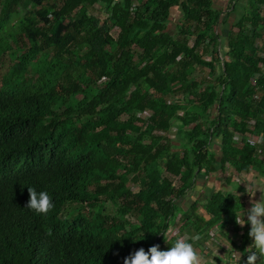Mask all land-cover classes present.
I'll return each instance as SVG.
<instances>
[{
	"label": "trees",
	"instance_id": "16d2710c",
	"mask_svg": "<svg viewBox=\"0 0 264 264\" xmlns=\"http://www.w3.org/2000/svg\"><path fill=\"white\" fill-rule=\"evenodd\" d=\"M247 1L226 40L214 0H0V264H194L195 238L233 224L234 195L210 219L182 198L217 161L264 169V0Z\"/></svg>",
	"mask_w": 264,
	"mask_h": 264
},
{
	"label": "crops",
	"instance_id": "0c3cea01",
	"mask_svg": "<svg viewBox=\"0 0 264 264\" xmlns=\"http://www.w3.org/2000/svg\"><path fill=\"white\" fill-rule=\"evenodd\" d=\"M229 1L227 0L225 3L227 4ZM222 2L223 0H219V2L214 0L216 8L225 11L222 8ZM244 14L245 12L240 15L236 22ZM224 15L225 13L221 17L219 27L221 22L226 21L228 18ZM231 17L236 18V12L235 14L232 13ZM224 38L228 39V36ZM241 142L242 136L238 134L236 146L241 148ZM212 151L216 153V156L221 157L220 140L213 143ZM216 167L214 172L209 174L203 172L197 176L193 188L182 198L183 206L188 208L195 202H201L198 205V211L206 219H210L211 214L202 204L215 192L234 195L239 205L236 219L230 227H224L223 223L217 224L211 231L213 238L211 236V239H208L209 241H206V243L213 248V254L218 257L216 259L221 260L222 264H240L243 259L248 258L250 264L259 263V257L264 260V169L252 166L249 171L239 173L229 164L223 167L219 161L216 162ZM183 237L189 238L187 236ZM195 240L198 241L192 245L196 250V255L193 258H205V253L201 250V244L205 241L202 238L199 239V237ZM183 251L184 248L179 250L177 256H181ZM207 263L213 264V261L209 259Z\"/></svg>",
	"mask_w": 264,
	"mask_h": 264
},
{
	"label": "rangeland",
	"instance_id": "374dc122",
	"mask_svg": "<svg viewBox=\"0 0 264 264\" xmlns=\"http://www.w3.org/2000/svg\"><path fill=\"white\" fill-rule=\"evenodd\" d=\"M218 2H219V0H217ZM225 1H227V0H223V2H222V8L225 10L224 11V13H225V15H224V17L225 16H228V18L226 19V21H224V22H221V25H220V27H219V32L223 35V37H226L227 35H228V32H229V30H231V29H234V27H233V25H234V23L237 21V19L240 17V15L242 14V13H244L245 12V9H247L248 7H249V4H248V1L247 0H230L229 2H227V4L225 3ZM217 5V4H216ZM94 7H95V11H94V13L95 14H98V13H101V12H104V6H103V2L102 1H99V2H97L95 5H94ZM263 11V15H264V8L262 9ZM25 11V9L24 8H22V7H20L19 8V12H20V14H23V12ZM235 12H236V18H233V17H231L232 16V13L233 14H235ZM179 11L178 12H176V13H174L173 14V18H174V16H175V18H174V20L175 21H178L179 20V18H178V16L177 15H179ZM178 24H180V21H178ZM174 28V27H173ZM235 30V29H234ZM112 33H113V35H117V33H118V28L117 27H114L113 28V30H112ZM227 40V39H226ZM261 42V40L259 41V43ZM225 44V43H224ZM207 58H209V57H207ZM208 67V66H207ZM207 67H205L204 68V70L205 71H208V68ZM195 108H197L196 106H191L190 107V109H195ZM145 117H148V114H145ZM175 130V129H174ZM172 136L174 135V133H172L171 134ZM136 191V189H133V191H131V192H129L128 194L129 195H131L130 196V199H131V201H132V203L135 205V206H139L140 205V201L138 200V198L134 195V192ZM180 217V215L178 214V216L176 217V220L174 221V224L171 226V230H172V234H174V233H176L177 231H178V229L176 228V222H177V218H179ZM185 236H187V235H185ZM188 237V236H187ZM207 241H209V240H207ZM182 242V241H181ZM205 243H206V241H205ZM210 243V242H209ZM207 244V243H206ZM211 244V243H210ZM209 245V244H208ZM212 245V244H211ZM210 246V245H209ZM191 247V246H190ZM210 249H211V251H210ZM210 249H205V247L204 246H202V244H201V250H203V252L205 253V258L203 257V258H198V259H195V258H192V262L194 263V264H208L207 262L209 261L208 259H207V255H209V256H215L213 253H214V250H213V248L210 246ZM189 247H187V248H184V251H183V254H187V253H189ZM182 254V255H183ZM178 256V258H177V256H176V258H177V261L179 260V259H182L183 258V256ZM211 258V257H210ZM211 260H214V259H212L211 258ZM214 262V261H213ZM214 264V263H213ZM222 264V263H221Z\"/></svg>",
	"mask_w": 264,
	"mask_h": 264
},
{
	"label": "built area",
	"instance_id": "2783aa9c",
	"mask_svg": "<svg viewBox=\"0 0 264 264\" xmlns=\"http://www.w3.org/2000/svg\"><path fill=\"white\" fill-rule=\"evenodd\" d=\"M248 141L250 142V144H255L256 142H257V139H256V137H250L249 139H248ZM188 238H182L181 239V241L182 242H185V240H187ZM202 246H204L205 247V249H210V246L208 245V244H206L205 242L204 243H202ZM210 251H211V249H210Z\"/></svg>",
	"mask_w": 264,
	"mask_h": 264
},
{
	"label": "clouds",
	"instance_id": "9594fccd",
	"mask_svg": "<svg viewBox=\"0 0 264 264\" xmlns=\"http://www.w3.org/2000/svg\"><path fill=\"white\" fill-rule=\"evenodd\" d=\"M181 241V240H180ZM186 241V240H185ZM181 243H184V242H181Z\"/></svg>",
	"mask_w": 264,
	"mask_h": 264
}]
</instances>
